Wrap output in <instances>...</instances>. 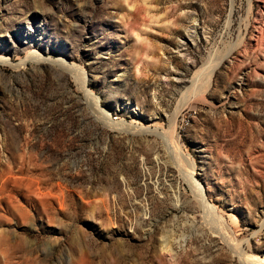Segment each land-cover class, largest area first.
Here are the masks:
<instances>
[{"label": "rangeland", "instance_id": "1", "mask_svg": "<svg viewBox=\"0 0 264 264\" xmlns=\"http://www.w3.org/2000/svg\"><path fill=\"white\" fill-rule=\"evenodd\" d=\"M33 52L81 66L117 127L57 65L22 64ZM124 122L173 131L215 209L169 142ZM252 256L264 264V0H0V264Z\"/></svg>", "mask_w": 264, "mask_h": 264}, {"label": "bare ground", "instance_id": "2", "mask_svg": "<svg viewBox=\"0 0 264 264\" xmlns=\"http://www.w3.org/2000/svg\"><path fill=\"white\" fill-rule=\"evenodd\" d=\"M30 58H36V60L38 62H43V63H52V64H55L57 65L58 67H60L63 71L69 73L72 77H74V79L77 81L78 83V86H79V89H81L82 91L85 92V96L87 98V101L92 103L93 104V107H94V110L96 112V114H98V117L97 119H99L101 121V123L103 125H108L109 127H117L118 125V122L116 121H113L112 119H110L109 117V112L105 109H101L100 106H99V98L97 96H94L92 94H90L88 91H87V77H86V72L85 70L81 67V66H77L75 64H69L68 62H66L65 60L63 59H60V58H57V59H53V58H46V57H43L41 55H38L36 54L35 52L31 53L29 57H27L24 61H22V64L27 60V59H30ZM220 58V57H219ZM217 59L214 57V59H212V61H210L206 67L205 65V71L203 74H201V81L198 82V83H194L191 85L190 88L187 89V94L188 93H193V94H201L202 92H204V90L206 89V87L208 86V83H209V77L211 75V72H212V69L214 68V66L218 63V61L220 59ZM2 61L4 62H7V63H11V61H9L8 58H3ZM203 70V69H202ZM179 79V78H178ZM199 79L198 76H196L194 79H193V82H196L197 80ZM182 80V79H181ZM191 94L187 97L186 100L182 99V101L184 100V102H182L179 106H177V108L175 109L174 111V114L172 115L173 117V121H172V125L173 128H174V124H175V117L180 109V106L185 103H189L190 100L192 99L191 98ZM196 96V95H195ZM197 97V96H196ZM201 97V96H200ZM195 99V98H194ZM185 105L183 104L182 107H184ZM181 107V108H182ZM94 112V113H95ZM119 123H123V121L119 122ZM139 125V124H138ZM120 128H123L124 130H128L130 132H143V131H152L160 136H162L164 138V140H166L167 142L170 143L171 145V148L172 150H174L178 155V158L180 157V161L182 162V165L181 167L178 165V167H180L181 169H179L180 173H182V177L184 179H186L188 181V183L190 184V187H191V191L193 193V196L196 198V200L198 201L199 205L205 209H208L209 211H213V205L207 200L206 196H205V193H204V189L202 188L201 184H199V182L196 180V178L193 177V174H192V171L190 170L191 169V164L190 162L187 160L188 157H186V155L184 154V152L180 149V146L177 144V142L173 139L172 137V132H169L168 130H158L157 127H155L154 129L152 130H149L148 127L147 128H143V127H139L135 124H132V123H125L124 124H120ZM116 129V128H115ZM119 129V127H118ZM121 130V129H120ZM125 132V131H124ZM148 133V132H147ZM153 133V134H154ZM163 140V139H162ZM163 140V141H164ZM169 147V146H168ZM174 157V156H173ZM172 157V159H173ZM180 162V163H181ZM193 165V164H192ZM177 167V168H178ZM183 170V171H182ZM194 172V171H193ZM215 213V212H214ZM217 214V213H216ZM209 215V214H207ZM218 216V215H217ZM210 217V216H209ZM222 220V219H221ZM223 239L224 241L227 243V245H229L230 247L232 246V237H230V235L227 233V231H225V229L223 230ZM219 232V231H218ZM233 236V235H232ZM169 250V249H168ZM242 254V253H241ZM251 256V255H250ZM248 257V256H247ZM241 258H243V256H241ZM240 259V258H239ZM249 262L252 263V261L256 258H253L252 257H249L248 258ZM246 261V258L243 259ZM244 261V262H245ZM257 261V260H256ZM243 262V261H242ZM254 264V262L252 263ZM260 264H263L260 262Z\"/></svg>", "mask_w": 264, "mask_h": 264}]
</instances>
